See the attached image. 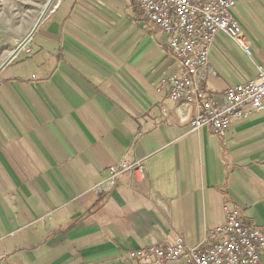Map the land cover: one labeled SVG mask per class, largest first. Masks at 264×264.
<instances>
[{
	"label": "crops",
	"instance_id": "1",
	"mask_svg": "<svg viewBox=\"0 0 264 264\" xmlns=\"http://www.w3.org/2000/svg\"><path fill=\"white\" fill-rule=\"evenodd\" d=\"M233 1L251 55L216 34L202 85L219 101L264 68V0ZM35 29L0 64V264H140L129 251L203 243L224 207L264 226V113L223 137L166 123L160 81L179 64L124 0H54ZM141 159L140 184L94 191L111 166Z\"/></svg>",
	"mask_w": 264,
	"mask_h": 264
},
{
	"label": "built area",
	"instance_id": "2",
	"mask_svg": "<svg viewBox=\"0 0 264 264\" xmlns=\"http://www.w3.org/2000/svg\"><path fill=\"white\" fill-rule=\"evenodd\" d=\"M133 4L147 20L160 28L168 49L179 64L180 74H169L160 81L169 88L171 111L161 112L170 124L173 115L178 124L191 130L208 127L223 137L233 121H245L264 113V68L254 78L229 87L223 100L214 99L204 89L209 70V53L216 34L231 39L250 56L247 39L233 14V0H124ZM146 178V161L126 160L111 166L108 176L94 191L107 193L118 184L134 188ZM225 222L207 232L206 240L187 247L181 238L129 251L126 260L140 264H264V226L246 225L236 209L224 207Z\"/></svg>",
	"mask_w": 264,
	"mask_h": 264
},
{
	"label": "rangeland",
	"instance_id": "3",
	"mask_svg": "<svg viewBox=\"0 0 264 264\" xmlns=\"http://www.w3.org/2000/svg\"><path fill=\"white\" fill-rule=\"evenodd\" d=\"M8 2L9 6L6 5ZM47 2L48 0H0V64L9 49H12V44L21 42L30 34L29 22L39 15ZM6 9L8 13L4 11ZM8 18L9 25L6 22ZM250 64L246 62L249 67Z\"/></svg>",
	"mask_w": 264,
	"mask_h": 264
},
{
	"label": "water",
	"instance_id": "4",
	"mask_svg": "<svg viewBox=\"0 0 264 264\" xmlns=\"http://www.w3.org/2000/svg\"><path fill=\"white\" fill-rule=\"evenodd\" d=\"M53 1L54 0H49L48 2H47V5H46V8H45V10L41 13L42 15H41V17L39 18V20H38V23L42 20V18L46 15V13H47V10L49 9V7L52 5V3H53ZM38 23L35 25V27L33 28V31L18 45V48L16 49V50H14L13 52H12V54L10 55V57L7 59V61H5L4 62V64L1 66V68H3L4 67V65L7 63V62H9L10 61V59L11 58H13L16 54H18L19 53V51L26 45L25 43L32 37V35H33V33H34V31L36 30L35 28H36V26L38 25Z\"/></svg>",
	"mask_w": 264,
	"mask_h": 264
}]
</instances>
